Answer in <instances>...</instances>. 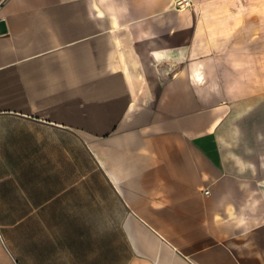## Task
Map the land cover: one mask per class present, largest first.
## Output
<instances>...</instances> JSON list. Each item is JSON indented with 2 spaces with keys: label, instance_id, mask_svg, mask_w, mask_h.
<instances>
[{
  "label": "crops",
  "instance_id": "1",
  "mask_svg": "<svg viewBox=\"0 0 264 264\" xmlns=\"http://www.w3.org/2000/svg\"><path fill=\"white\" fill-rule=\"evenodd\" d=\"M174 2L0 0V264H264V0Z\"/></svg>",
  "mask_w": 264,
  "mask_h": 264
},
{
  "label": "rangeland",
  "instance_id": "2",
  "mask_svg": "<svg viewBox=\"0 0 264 264\" xmlns=\"http://www.w3.org/2000/svg\"><path fill=\"white\" fill-rule=\"evenodd\" d=\"M252 59H255L256 62H252L250 66V76L252 77L251 87L257 88L258 87V81L263 79L264 80V66L262 65V62H264V57L259 55V52H251ZM260 60V65L258 64ZM257 79V80H256ZM264 81H261V86L263 85Z\"/></svg>",
  "mask_w": 264,
  "mask_h": 264
},
{
  "label": "built area",
  "instance_id": "3",
  "mask_svg": "<svg viewBox=\"0 0 264 264\" xmlns=\"http://www.w3.org/2000/svg\"><path fill=\"white\" fill-rule=\"evenodd\" d=\"M192 4V0H175L174 5L178 8H185Z\"/></svg>",
  "mask_w": 264,
  "mask_h": 264
},
{
  "label": "water",
  "instance_id": "4",
  "mask_svg": "<svg viewBox=\"0 0 264 264\" xmlns=\"http://www.w3.org/2000/svg\"><path fill=\"white\" fill-rule=\"evenodd\" d=\"M4 29H5L4 22H3V21H1V22H0V31H1V30H4Z\"/></svg>",
  "mask_w": 264,
  "mask_h": 264
}]
</instances>
